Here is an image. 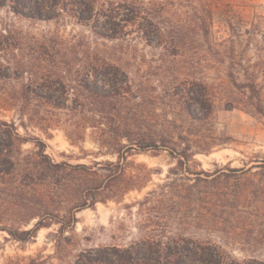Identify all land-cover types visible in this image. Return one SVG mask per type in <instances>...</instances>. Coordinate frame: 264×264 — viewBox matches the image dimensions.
Instances as JSON below:
<instances>
[{
  "label": "rangeland",
  "instance_id": "374dc122",
  "mask_svg": "<svg viewBox=\"0 0 264 264\" xmlns=\"http://www.w3.org/2000/svg\"><path fill=\"white\" fill-rule=\"evenodd\" d=\"M163 1L165 9L157 20L174 36L176 30H182L180 39L169 38L179 42L180 54L141 39L98 38L71 18H25L15 12L21 8L11 0L0 5V31L7 34L11 30L19 40V47L0 49V120L15 121L20 134L28 139L19 151L11 152L20 159L12 173L0 157V264H104L98 259L105 249L111 253L114 248L129 247L157 229L165 230L166 235L186 233L197 240L217 241L239 259L264 260V116L252 110L249 93L240 87L245 75L254 74L262 85L264 103V0ZM54 35L67 42L81 36L100 56L112 57L129 71L138 96L130 103L131 111L108 113L107 129L122 121L146 126V130L170 126L177 139L189 136L200 143V153L185 160L179 153L153 149L128 157V178L147 182L142 190H132L119 201H88L76 210L65 196L52 194L61 183L74 188L90 177L89 171L68 167L63 173H54L34 153L38 149L35 141L45 144L48 164L116 160L113 154H98L101 147L91 128L80 131L78 140L69 138L74 127L65 111L34 101L24 117L20 114V91L53 67L54 63L36 57L43 41ZM29 59L36 64L33 77L21 72ZM36 83L32 88L39 90ZM204 84L212 112L207 118L195 119L185 110V101L190 99L189 89L201 97ZM199 113L203 116L204 111ZM3 147L0 141V149ZM29 165L48 176L44 191L51 189L44 206L37 201L31 204L38 209L36 213L47 216L44 221L48 223L34 236L25 230L33 228L39 217L27 211L28 195L13 189ZM188 167L210 175L197 177ZM71 188L62 193L72 194ZM152 190H157L155 200L139 203ZM163 190L166 195L158 196ZM145 218V222L159 224L143 227Z\"/></svg>",
  "mask_w": 264,
  "mask_h": 264
},
{
  "label": "trees",
  "instance_id": "16d2710c",
  "mask_svg": "<svg viewBox=\"0 0 264 264\" xmlns=\"http://www.w3.org/2000/svg\"><path fill=\"white\" fill-rule=\"evenodd\" d=\"M6 1L0 0V5ZM11 1L21 8L15 12L25 18L42 21H61L71 18L77 24L88 27L98 38L112 41L141 39L149 45L163 46L166 50L173 48L174 54H180L179 42L171 39V42L177 44H169V38L174 36L172 30L167 29L161 25V21L157 20L165 9L163 0ZM203 30L205 33L208 32L206 27ZM175 33L173 39H180L182 30L178 29ZM76 38L78 40L67 42L62 36L54 35L43 41L37 51L36 59L52 62L53 67L47 69L48 73L44 76L36 77L37 69H33L36 64L29 59L21 72L30 73L31 77L35 76V79L32 78V82L20 91L18 97L22 117L27 114L28 109L32 108L34 101L50 104L54 109L65 111L67 114L70 126L74 127V131L68 134L69 138L73 141L78 140L81 138L80 135L78 136L80 131L91 128L94 138L101 147L98 154L110 153L116 156V160L97 159L90 165L53 164L51 162L48 164L44 159L45 144L40 140L35 141L38 149L34 153L39 158L41 157V162L51 168L54 173H63L68 167L88 169L90 177L78 183L77 186L75 185L74 188H71L68 183H61L60 187L53 188L52 194L65 196L66 200L74 205L72 209L82 208L88 204V201L93 204L99 200L119 201L132 190H142L147 180L128 178L126 175L125 163L132 155L146 153L153 149H166L172 154L179 153L185 160H189L200 153V143L193 141L189 136L180 135L177 139L176 131L170 126L151 127L146 130V126L122 121L119 124L112 123L107 129L105 125H108V113L111 114L112 110V115H119L125 108L131 111L130 103L137 98V89L127 69L114 62L112 57L100 56L83 37L77 36ZM18 44V38L11 30L7 34L0 31V49L4 46L19 47ZM231 74L233 82H236L233 71ZM38 78L41 79L40 82ZM33 83L41 88L39 90H36V87L32 88ZM56 84L59 86L54 87ZM201 87V97L198 92L195 94L193 89H189L190 99L185 101V110L195 119L207 118L212 112L213 103L208 96L207 84ZM240 87L249 93L252 110L264 116L262 85L258 82V77L248 73L244 81L240 83ZM182 91L185 92L184 87ZM199 110L204 111L203 116H200ZM29 118L32 119V116ZM47 120L51 123L52 119ZM0 141L4 146L0 149V154H2L0 157H3L2 163L8 164L12 170L8 173H12L19 165L20 159H17L11 152L19 151L20 146L28 139L20 134L15 121L0 120ZM104 148L106 150H103ZM179 161L180 166H183L184 161L182 159ZM261 166L264 168V164ZM187 170L197 174V177H200V173L210 175L207 171L192 172L189 167ZM40 173L41 171L37 170L36 166L29 165L25 168L22 181L13 185L14 191L28 195L26 200L30 203L27 206L29 214L39 217L33 228L25 230L31 236H34L40 227L48 225L44 221L47 216L36 213L38 209L32 206L35 201L39 202L41 207L44 206L51 193V189L44 191L48 176ZM68 188L73 189L72 194L62 193ZM59 190L61 192L57 193ZM156 192L157 190L149 191L139 203L155 200L153 197ZM165 195L164 190L158 193V196L164 197ZM79 198L86 199L84 203H81ZM157 200L160 203L163 201L162 199ZM44 210L47 211V209ZM72 218L73 221L76 220L75 213ZM145 220L146 218L142 223L143 227L159 224V222L154 223L152 220L145 222ZM151 231L129 247L114 248L111 253H107L108 250L105 249V253L98 260L104 264H264V260L260 259H239L217 241L201 238L197 240L186 233L166 235L165 230ZM10 232L14 234L12 230ZM17 238L21 237L17 235ZM91 260L93 262V259Z\"/></svg>",
  "mask_w": 264,
  "mask_h": 264
}]
</instances>
